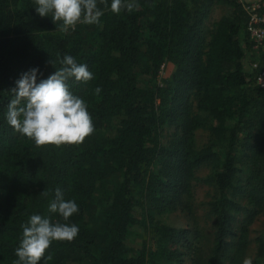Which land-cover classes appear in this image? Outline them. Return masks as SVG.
I'll return each instance as SVG.
<instances>
[{"label":"trees","instance_id":"16d2710c","mask_svg":"<svg viewBox=\"0 0 264 264\" xmlns=\"http://www.w3.org/2000/svg\"><path fill=\"white\" fill-rule=\"evenodd\" d=\"M137 3L138 10H105L99 24L63 32L51 14L36 12L35 0H0V264L17 259L21 224L49 215L56 188L77 203L68 223L79 233L54 241L45 253L52 259L39 264H243L246 257L264 264V235L247 253L250 222L264 214V88L248 64L257 55L246 13L235 0ZM214 3L228 10L208 25ZM64 55L93 74L68 84L95 130L79 145L37 146L7 122L10 90L31 68L38 80L47 78ZM166 64L173 69L159 80ZM200 129L207 132L202 144ZM198 184L214 190L206 244L198 225L163 217L192 213ZM138 222L154 244L146 236L139 244L128 240Z\"/></svg>","mask_w":264,"mask_h":264},{"label":"clouds","instance_id":"9594fccd","mask_svg":"<svg viewBox=\"0 0 264 264\" xmlns=\"http://www.w3.org/2000/svg\"><path fill=\"white\" fill-rule=\"evenodd\" d=\"M35 10L41 16L51 14L53 22H61V31L75 30L77 24H99L105 10L114 14L138 10L137 0H35ZM103 5V9L98 7ZM49 63L53 64L50 60ZM61 67L45 79L38 80V68H31L16 80L10 91L14 98L7 106L8 124L20 134L30 138L37 146L79 145L93 134L95 127L85 101L69 87L72 78L77 82L93 79L86 64L77 63L71 55L59 60ZM54 66V64H53ZM264 78H261V84ZM99 94L101 88H95ZM50 190L40 195L49 197ZM74 200H65L60 188H56L48 204L49 215L33 214L21 224L22 237L15 249L13 264H39L42 259L51 260L45 253L54 241H72L79 233L76 224L68 223L78 213ZM51 214L61 219L53 220ZM243 264H252L246 257Z\"/></svg>","mask_w":264,"mask_h":264},{"label":"rangeland","instance_id":"374dc122","mask_svg":"<svg viewBox=\"0 0 264 264\" xmlns=\"http://www.w3.org/2000/svg\"><path fill=\"white\" fill-rule=\"evenodd\" d=\"M228 10V7L223 4L214 3L210 6L209 16L207 19V24L210 23L218 18L221 14L225 13ZM247 65V64H246ZM173 69L172 64H166L161 67L158 73L159 80L162 77H166L170 75ZM197 142L199 144L204 143L207 140V132L200 129L197 131ZM207 170L206 167H202L200 173H205ZM213 188L205 185V184H198L195 185L192 191V195L190 197V201L192 203L193 211L192 213H186V211L181 210H174L170 213H166L163 217L168 220L173 225L180 226V227H192L194 225H198L201 228V237L199 238V243L206 244L209 241L211 236V228L213 222V216L207 213L208 202L213 195ZM138 207L135 209L134 214L138 216ZM138 219L141 216L137 217ZM190 234V233H189ZM259 235H264V214L257 212L249 225V237H250V244L249 249L247 250L248 255L253 253L254 249V239ZM128 240L134 243H140L144 236L148 239L150 238L148 229L143 226L142 223L138 222L132 225L128 231ZM151 244L155 243V239L151 236L150 241ZM70 264H78L76 262L71 261ZM184 264H188V261H184Z\"/></svg>","mask_w":264,"mask_h":264},{"label":"built area","instance_id":"2783aa9c","mask_svg":"<svg viewBox=\"0 0 264 264\" xmlns=\"http://www.w3.org/2000/svg\"><path fill=\"white\" fill-rule=\"evenodd\" d=\"M239 2L247 16L245 30L248 40L255 49L256 57L248 63L254 70L255 83L264 88V0H235Z\"/></svg>","mask_w":264,"mask_h":264}]
</instances>
